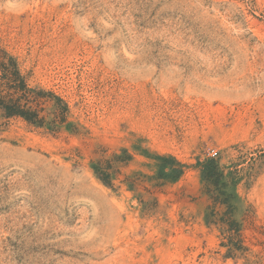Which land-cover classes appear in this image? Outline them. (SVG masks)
Wrapping results in <instances>:
<instances>
[{
  "label": "rangeland",
  "instance_id": "obj_1",
  "mask_svg": "<svg viewBox=\"0 0 264 264\" xmlns=\"http://www.w3.org/2000/svg\"><path fill=\"white\" fill-rule=\"evenodd\" d=\"M0 50L68 108L0 112V264H264V0H0Z\"/></svg>",
  "mask_w": 264,
  "mask_h": 264
},
{
  "label": "trees",
  "instance_id": "obj_2",
  "mask_svg": "<svg viewBox=\"0 0 264 264\" xmlns=\"http://www.w3.org/2000/svg\"><path fill=\"white\" fill-rule=\"evenodd\" d=\"M52 102L56 108L54 113L55 120L64 123L68 113L67 106H61L62 100L56 97L51 92L36 90L29 87L26 77L21 73V70L16 60L9 56L5 51L0 50V112L4 118H20L31 125L42 127L45 125V117L42 113L45 109L43 104ZM59 110V111H58ZM55 122L52 123L54 125ZM162 162L160 166V175L165 178L177 179L182 175L181 170L170 168V174H165L164 169L169 163L179 164L173 159L158 157ZM202 176L206 179L215 177L217 187L214 197H212L215 205H228L226 194L218 187L220 176L215 161L210 160L202 164ZM103 184L109 186L106 179H100ZM230 210V206H227ZM228 210V211H229ZM224 217L213 221V224L221 226L222 234L225 242L222 247L227 248L226 258L238 259L242 257L246 259L248 249L243 246L241 240L239 225L227 218L228 213L223 214ZM248 262V260H247Z\"/></svg>",
  "mask_w": 264,
  "mask_h": 264
}]
</instances>
